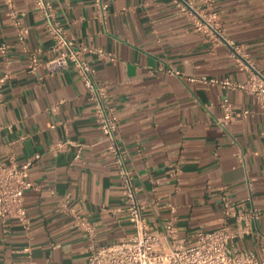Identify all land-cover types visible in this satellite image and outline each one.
<instances>
[{
	"label": "crops",
	"instance_id": "obj_1",
	"mask_svg": "<svg viewBox=\"0 0 264 264\" xmlns=\"http://www.w3.org/2000/svg\"><path fill=\"white\" fill-rule=\"evenodd\" d=\"M52 0L78 40L113 52L88 54L119 115L117 138L139 186L149 224L173 221L181 238L226 223L230 245L264 258V105L245 89L206 84L203 76L243 83L249 71L236 44L264 69V0H214L224 39L198 30L175 0ZM30 28L17 39L0 0V163L31 161L24 196L28 226L0 220V264H86L91 246L134 231L121 179L74 67L50 70L53 40L32 0H16ZM38 64L30 69V56ZM248 110L225 126L222 100ZM54 125V126H53ZM223 196L236 216L224 214ZM254 209L256 212L254 213ZM77 214L87 226L77 223Z\"/></svg>",
	"mask_w": 264,
	"mask_h": 264
},
{
	"label": "built area",
	"instance_id": "obj_2",
	"mask_svg": "<svg viewBox=\"0 0 264 264\" xmlns=\"http://www.w3.org/2000/svg\"><path fill=\"white\" fill-rule=\"evenodd\" d=\"M32 1L34 8L43 15L47 32L53 40L54 55L46 62L47 66L50 70H60L72 65L92 101L95 120L113 157V163L121 179L128 217L134 227L132 234L119 240L91 246L87 252L86 264H264V258L258 256L256 252L236 249L230 245L232 233L227 223L214 230H198L192 239L179 237L172 220L162 231L149 224L143 212L145 206L138 197L139 186L116 135L119 115L111 104L108 87L96 77V69L87 57L88 54H94L99 58L115 61L114 53L103 47L82 42L69 34L58 19L52 0ZM175 1L180 11L193 19L198 30L213 39H224L220 12L215 8L214 0ZM4 3L10 22L16 28L18 41L25 43L30 28L21 21V15L24 13L18 10L16 0H4ZM94 3L99 10V16L105 18L109 3L106 0H94ZM232 46V54L239 68L249 71L248 79L236 84L228 79L218 80L203 76L202 81L206 84H222L245 89L264 105V69L259 68L249 53L240 46L236 44ZM9 48L7 42H0V53L4 57L8 55ZM37 64V53L33 52L30 56V69H35ZM8 76L7 72L0 74V102L2 88ZM221 106L224 112L220 120L222 126L238 116L249 113L248 110L237 111L228 97L222 100ZM30 164L31 161L23 164L0 163V220L13 217L24 226H28L24 196L34 187V183L29 179ZM223 202L225 216H236L234 206L226 196H223ZM77 223L80 226H87L86 219L79 214Z\"/></svg>",
	"mask_w": 264,
	"mask_h": 264
}]
</instances>
